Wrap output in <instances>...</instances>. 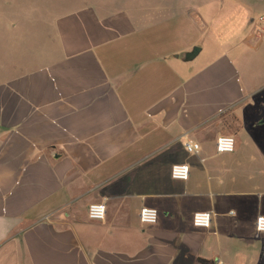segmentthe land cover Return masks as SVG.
Masks as SVG:
<instances>
[{"label":"crops","instance_id":"1","mask_svg":"<svg viewBox=\"0 0 264 264\" xmlns=\"http://www.w3.org/2000/svg\"><path fill=\"white\" fill-rule=\"evenodd\" d=\"M33 2L40 27L0 13V264H264V82L247 84L230 51L162 54L144 41L155 21L124 7L18 3ZM220 135L232 153L216 152ZM144 206L156 223H140Z\"/></svg>","mask_w":264,"mask_h":264},{"label":"rangeland","instance_id":"2","mask_svg":"<svg viewBox=\"0 0 264 264\" xmlns=\"http://www.w3.org/2000/svg\"><path fill=\"white\" fill-rule=\"evenodd\" d=\"M19 1H0L5 27L10 28L11 18L24 24L25 18L29 28L40 27L43 21L39 19L46 15L44 7L34 2L20 5ZM81 1L98 3L105 10L124 7L141 22L145 15L147 29L155 21L156 33L144 41L155 43L164 55L177 50L180 55L175 56L181 59L185 58L184 49L191 52L198 48L202 53L196 61L206 62L230 51L247 84L264 82V0H67L61 5L53 3L51 11L69 12L89 5ZM3 45L8 54L14 53L10 43Z\"/></svg>","mask_w":264,"mask_h":264},{"label":"built area","instance_id":"3","mask_svg":"<svg viewBox=\"0 0 264 264\" xmlns=\"http://www.w3.org/2000/svg\"><path fill=\"white\" fill-rule=\"evenodd\" d=\"M231 137L233 138L234 140V144H233V147H232V150L231 151H228V150H224L223 152L219 151L218 150V137ZM216 138V141H215V149H216V152L217 153H220V154H225V153H232L235 149V139L233 136L231 135H220ZM184 148L185 150L190 153V154H198L199 153V150H200V147H199V144L196 143V142H192V141H185L184 142ZM174 166H180V167H176L175 168V176L177 177L176 180H182V181H185L187 180L188 178V174H189V167L187 164L185 163H176V164H173L170 168V176L171 178H173V173H174ZM183 166H187L186 168L183 167ZM103 202H99V203H92L88 206L87 208V217L91 220H96V221H100V220H104L105 216H106V209L103 213V219H99V218H90V211H95L98 213V210H92L91 209V205L93 204H96V205H99ZM154 210V211H153ZM197 213H207L208 216L207 217H197ZM158 217H159V212L157 209L155 208H151V207H141L140 210H139V221L141 224H154L157 222L158 220ZM259 217H264V215H258L256 217V220H255V228L257 230V227H258V218ZM211 218H212V215H211V212L210 211H197L195 213H193L192 215V224L193 226H195V221L197 219L201 220L202 224L203 225H206V226H199V228H208L210 226V223H211ZM260 225L262 227H264V221H261L260 222ZM197 227V226H195ZM258 231V230H257ZM258 232H262L264 233V231H258Z\"/></svg>","mask_w":264,"mask_h":264},{"label":"clouds","instance_id":"4","mask_svg":"<svg viewBox=\"0 0 264 264\" xmlns=\"http://www.w3.org/2000/svg\"><path fill=\"white\" fill-rule=\"evenodd\" d=\"M218 150L223 152L224 150H228V151H231L232 150V147H233V144H234V140L233 138L231 137H218ZM176 167H180V166H174V173H173V179H176L177 177L175 176V168ZM183 167H187V166H183ZM91 209L92 210H98V213L95 212V211H90L89 215H90V218H99V219H103V213L106 209V201L105 203H101L99 205H96V204H93L91 205ZM154 211V210H153ZM197 217H207L208 214L207 213H197L196 214ZM261 221H264V217H259L258 218V227H257V230L258 231H264V227H262L260 225V222ZM195 226L199 227V226H206V225H203L201 220L197 219L195 221Z\"/></svg>","mask_w":264,"mask_h":264},{"label":"water","instance_id":"5","mask_svg":"<svg viewBox=\"0 0 264 264\" xmlns=\"http://www.w3.org/2000/svg\"><path fill=\"white\" fill-rule=\"evenodd\" d=\"M199 49L195 48L193 51L187 53V58H192L198 53Z\"/></svg>","mask_w":264,"mask_h":264},{"label":"trees","instance_id":"6","mask_svg":"<svg viewBox=\"0 0 264 264\" xmlns=\"http://www.w3.org/2000/svg\"><path fill=\"white\" fill-rule=\"evenodd\" d=\"M201 262H204V263H206L207 261H205V260H200Z\"/></svg>","mask_w":264,"mask_h":264}]
</instances>
